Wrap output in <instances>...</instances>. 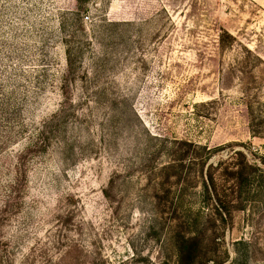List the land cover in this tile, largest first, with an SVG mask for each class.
I'll use <instances>...</instances> for the list:
<instances>
[{"label": "rangeland", "instance_id": "1", "mask_svg": "<svg viewBox=\"0 0 264 264\" xmlns=\"http://www.w3.org/2000/svg\"><path fill=\"white\" fill-rule=\"evenodd\" d=\"M234 149L264 168V0H0V264H177L195 217L264 264V191L202 192Z\"/></svg>", "mask_w": 264, "mask_h": 264}, {"label": "trees", "instance_id": "2", "mask_svg": "<svg viewBox=\"0 0 264 264\" xmlns=\"http://www.w3.org/2000/svg\"><path fill=\"white\" fill-rule=\"evenodd\" d=\"M205 149L206 146H199ZM207 149V148H206ZM210 157L212 151L208 152ZM264 164V160L262 161ZM209 166H212L209 165ZM215 171H209L202 181V192L204 196L210 194L213 191L219 198L220 180H225L229 183L230 194L235 199L225 200L226 204L216 206L218 214L232 216V207L239 201V197L244 192H248L255 187L256 196L262 198L264 182L259 180L258 177L264 176V168L257 163L249 162L247 155L242 150H233L227 160L220 161L214 168ZM226 185V184H224ZM228 195V194H225ZM235 195V196H234ZM219 201H222L221 199ZM240 209V206H237ZM197 218L195 217L188 220V228L181 227L179 224H175L172 227L171 240L177 251L178 261L177 264H203L209 261H213V264H223L225 260L218 261L212 254L208 252V246L205 245V238L202 235L201 230H198L196 226Z\"/></svg>", "mask_w": 264, "mask_h": 264}]
</instances>
